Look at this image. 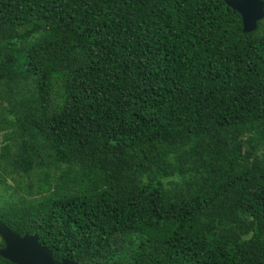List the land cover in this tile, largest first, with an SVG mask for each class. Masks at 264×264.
Returning a JSON list of instances; mask_svg holds the SVG:
<instances>
[{
  "label": "trees",
  "instance_id": "1",
  "mask_svg": "<svg viewBox=\"0 0 264 264\" xmlns=\"http://www.w3.org/2000/svg\"><path fill=\"white\" fill-rule=\"evenodd\" d=\"M0 220L78 264H264V16L0 0Z\"/></svg>",
  "mask_w": 264,
  "mask_h": 264
},
{
  "label": "water",
  "instance_id": "2",
  "mask_svg": "<svg viewBox=\"0 0 264 264\" xmlns=\"http://www.w3.org/2000/svg\"><path fill=\"white\" fill-rule=\"evenodd\" d=\"M226 4L236 10L241 17L242 30L249 32L255 29L258 20L264 16V0H225ZM0 238L3 246L0 255L15 264H78L67 257L54 259L52 251L38 241L36 234H19L11 230L0 220ZM16 240H27L39 249L41 254L21 251L14 246Z\"/></svg>",
  "mask_w": 264,
  "mask_h": 264
},
{
  "label": "snow or ice",
  "instance_id": "3",
  "mask_svg": "<svg viewBox=\"0 0 264 264\" xmlns=\"http://www.w3.org/2000/svg\"><path fill=\"white\" fill-rule=\"evenodd\" d=\"M14 246L21 251L33 252L36 254H41L39 249H36L30 241L27 240H16L14 241Z\"/></svg>",
  "mask_w": 264,
  "mask_h": 264
}]
</instances>
